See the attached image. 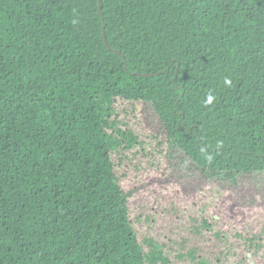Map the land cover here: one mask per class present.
<instances>
[{
  "label": "trees",
  "instance_id": "obj_1",
  "mask_svg": "<svg viewBox=\"0 0 264 264\" xmlns=\"http://www.w3.org/2000/svg\"><path fill=\"white\" fill-rule=\"evenodd\" d=\"M9 39L53 45L58 59L0 90V123L78 85L104 159L114 168L113 153L127 184L161 174L170 146L225 182L264 172V0H102L101 8L100 0H0V46ZM136 103L154 108L164 139L145 129ZM216 192L119 193L85 219L80 243L47 264L94 259L102 225L128 198L147 264H264V215L212 220ZM216 236L233 246L221 249Z\"/></svg>",
  "mask_w": 264,
  "mask_h": 264
},
{
  "label": "rangeland",
  "instance_id": "obj_2",
  "mask_svg": "<svg viewBox=\"0 0 264 264\" xmlns=\"http://www.w3.org/2000/svg\"><path fill=\"white\" fill-rule=\"evenodd\" d=\"M57 59L53 45L6 40L0 46V90L25 85ZM85 103L74 85L49 103L27 106L0 123V264H47L85 238L88 216L110 197L131 190L166 188L170 198L196 200L215 187L221 200L218 208L207 204L214 207L212 220L225 213L239 224L264 215V172L225 182L205 175L171 146L162 149L161 174L127 184L113 153L114 168L104 159V142ZM134 110L150 134L164 139V123L150 104L136 103ZM132 200L126 199L102 225L98 255L69 264H147ZM216 242L221 249L233 246L223 236Z\"/></svg>",
  "mask_w": 264,
  "mask_h": 264
},
{
  "label": "water",
  "instance_id": "obj_3",
  "mask_svg": "<svg viewBox=\"0 0 264 264\" xmlns=\"http://www.w3.org/2000/svg\"><path fill=\"white\" fill-rule=\"evenodd\" d=\"M101 6H102V0H100V8H101Z\"/></svg>",
  "mask_w": 264,
  "mask_h": 264
}]
</instances>
